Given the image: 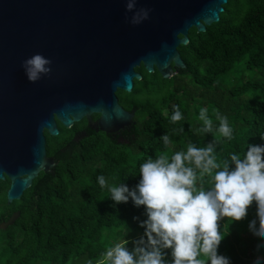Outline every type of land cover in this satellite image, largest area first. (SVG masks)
<instances>
[{"label": "trees", "instance_id": "16d2710c", "mask_svg": "<svg viewBox=\"0 0 264 264\" xmlns=\"http://www.w3.org/2000/svg\"><path fill=\"white\" fill-rule=\"evenodd\" d=\"M224 8L218 23L205 32L192 28L190 42L179 47L186 68H174L176 74L165 79L142 65L137 68L142 79L135 80L133 91H118L120 104L136 111L131 127L107 134L90 129L85 119L69 129L58 122V136L45 133L48 155L57 162L52 172H41L11 204L10 180L0 181V225L20 212L13 226L0 228V264H96L116 243L128 241L131 250L145 232L140 227L147 219L145 208L131 199L116 204L98 176L132 190L140 165L157 152L170 157L186 151L189 143L204 147L215 140L217 159L223 160L233 152L242 156L248 144L264 145V100L257 96L264 95V0H229ZM177 105L182 119L171 123ZM201 108L217 127L216 113L227 116L233 138L197 135ZM166 134L172 141L167 149L161 140ZM253 219L255 203L244 220L220 222L225 237L218 252L231 264L264 257V247L257 250L264 238L250 236ZM165 255L170 262V250Z\"/></svg>", "mask_w": 264, "mask_h": 264}, {"label": "water", "instance_id": "95a60500", "mask_svg": "<svg viewBox=\"0 0 264 264\" xmlns=\"http://www.w3.org/2000/svg\"><path fill=\"white\" fill-rule=\"evenodd\" d=\"M228 1L138 0L136 10L151 11L133 25L126 0H0V181L10 180L8 203L57 165L45 133L58 136V122L69 129L86 119L107 134L131 127L136 111L120 104L118 91H133L142 65L165 79L186 68L179 47L192 28L218 23ZM34 54L52 61L51 74L35 83L22 67Z\"/></svg>", "mask_w": 264, "mask_h": 264}, {"label": "clouds", "instance_id": "9594fccd", "mask_svg": "<svg viewBox=\"0 0 264 264\" xmlns=\"http://www.w3.org/2000/svg\"><path fill=\"white\" fill-rule=\"evenodd\" d=\"M137 2L126 0V11L134 13L130 21L133 25L149 19L151 11L136 10ZM51 63L43 55L34 54L23 61L22 67L28 80L35 83L51 74ZM181 119L180 107L174 106L170 122ZM199 120L202 126L195 129L197 135L233 138L227 116L216 113L217 127L207 109L201 108ZM161 140L166 149L172 143L168 134ZM139 175V183L132 190L123 183L109 184L103 175L97 177L111 200L120 204L131 199L136 207L145 208L147 219L140 223L145 232L132 242L131 250L128 241L116 243L101 253L96 264H231L218 252L225 237L220 222L224 218L230 224L244 220L253 203L256 219L249 229L264 238V145L248 144L242 156L233 152L228 159L218 160L215 140L204 147L189 143L186 151H176L170 157L159 152L155 159L149 157L140 165ZM261 247L264 244H258L257 250ZM167 250L171 252L170 262L166 260ZM88 264L93 262L89 260ZM253 264H264V257L258 256Z\"/></svg>", "mask_w": 264, "mask_h": 264}, {"label": "rangeland", "instance_id": "374dc122", "mask_svg": "<svg viewBox=\"0 0 264 264\" xmlns=\"http://www.w3.org/2000/svg\"><path fill=\"white\" fill-rule=\"evenodd\" d=\"M257 96H260L261 97V99H263L264 100V95H262V94H258ZM19 201V200H18ZM250 236H255L254 234H251Z\"/></svg>", "mask_w": 264, "mask_h": 264}, {"label": "flooded vegetation", "instance_id": "af4514ba", "mask_svg": "<svg viewBox=\"0 0 264 264\" xmlns=\"http://www.w3.org/2000/svg\"><path fill=\"white\" fill-rule=\"evenodd\" d=\"M127 110V109H126ZM86 120V119H85ZM87 121V120H86ZM95 121H97V120H95ZM87 124H88V122H87ZM89 127V126H88ZM91 129V128H90ZM8 178H6L4 181H6Z\"/></svg>", "mask_w": 264, "mask_h": 264}]
</instances>
